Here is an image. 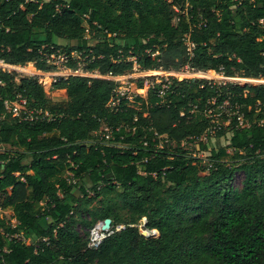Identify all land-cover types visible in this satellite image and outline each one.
Listing matches in <instances>:
<instances>
[{
    "label": "trees",
    "instance_id": "1",
    "mask_svg": "<svg viewBox=\"0 0 264 264\" xmlns=\"http://www.w3.org/2000/svg\"><path fill=\"white\" fill-rule=\"evenodd\" d=\"M57 49L101 75L127 74L134 56L144 68L264 77V0H0V58L49 72L43 52ZM49 79L0 68V144L11 147L0 150V264H264L263 85L174 78L165 100L138 97L140 110L110 107L113 79ZM213 97L248 125L235 115L200 139ZM106 218L126 227L88 247ZM144 223L157 234L143 236Z\"/></svg>",
    "mask_w": 264,
    "mask_h": 264
},
{
    "label": "built area",
    "instance_id": "2",
    "mask_svg": "<svg viewBox=\"0 0 264 264\" xmlns=\"http://www.w3.org/2000/svg\"><path fill=\"white\" fill-rule=\"evenodd\" d=\"M186 44H187L188 52L192 56L195 44L191 41L189 34L186 35ZM43 57L45 58L48 64L54 66V69L49 72H43L36 69L37 73L34 75L44 76V74L45 75L49 74V76L52 77L53 82H56L60 77H68L70 75H77V74L113 79L116 82V86L113 90L111 100L109 101V105L112 108H118L122 100H125L128 105L136 107L134 103L136 101L137 102L139 101L137 99L138 97H142L145 103L148 105L150 93H154L158 98L165 100L171 93L174 92L173 89L174 78H178L182 80V79H189V78L205 75L206 76L205 78L219 85H226L228 83L229 84L254 83L264 86V77H259L255 79L246 78L239 73L228 75L226 73L224 66H220L216 70H209V71L196 70L194 68H191L189 64L182 66L180 69H172V68L165 69L163 68L162 65L156 68L155 67L144 68L138 62L136 57L129 56L128 59L132 60L133 62L132 69L127 74L119 77V76H115L113 72H109L106 75H101L98 70H94L92 72L85 71L83 66L84 65L83 60L86 57H82V54L79 52L69 54L67 52L57 49L50 52L48 51L43 52ZM72 58L78 59L76 68H72L70 66V62ZM14 67H26V66H20L11 62H7L4 59L0 58V68H5L9 72H12L14 71ZM208 75H210V78ZM140 78L143 79V83L141 86L139 85ZM135 81L136 84L138 82V86H140L141 88H143L144 85L143 94L138 93L136 91L137 86H134ZM208 103L205 108V115L208 118H210L211 125L207 130V132L203 133L200 139L206 140L208 138V135L211 134L213 135L217 129L221 128L222 126L226 127L227 125H224L225 121L231 119L235 115L237 116L236 118L238 120L239 127H244L248 125V122L244 118L243 114H241L237 110L236 106L232 104L229 105V101L225 100L223 103L218 104V100L215 97H213L212 99L208 100ZM6 108L8 111H12L14 114H19L20 112L18 106L13 105L8 101H6ZM191 111L194 112V108ZM225 114H227L228 118L224 117ZM260 122H264V118ZM105 129L106 131L108 130V128L106 127ZM109 135H110L109 133L106 134L107 138L109 137ZM102 226H103L102 222H97L95 225H93L90 228L88 234V247L93 249L98 248L102 244L104 239L126 227V225L123 223H119V224L111 223V225L106 229H103ZM142 231H145L147 234H151V233L154 235L157 234L156 230L147 228L145 226V223L140 225V232Z\"/></svg>",
    "mask_w": 264,
    "mask_h": 264
},
{
    "label": "rangeland",
    "instance_id": "3",
    "mask_svg": "<svg viewBox=\"0 0 264 264\" xmlns=\"http://www.w3.org/2000/svg\"><path fill=\"white\" fill-rule=\"evenodd\" d=\"M84 25L86 27H88L87 23H84ZM56 42H58L59 44H67V43H73V41H68L66 39H62V38H56ZM14 71L16 72V79L19 80L22 76H26V75H34L37 73V70L34 69V68H31L30 66H26V67H14ZM44 76L46 77V82H50V76L49 74H44ZM209 78H210V75H208ZM201 77H206L205 75H202ZM134 86H137L136 88V91L138 93H141L143 94V90H144V85H143V88H141L140 86H138V82L136 84V81L134 82ZM48 96L51 97L53 100H58V101H63V100H66L67 99V93H66V90L65 89H55L53 88L52 86H49V89H48ZM134 105L138 108V109H142L143 106H142V101H136L134 103ZM226 120V119H225ZM230 120L231 119H228L225 121L224 125H228L230 123ZM106 130V129H104ZM227 135L230 136V131H227ZM216 140L214 139L213 143H215ZM227 143V140L226 139H223V140H220V145L222 144H226ZM185 144H187L188 147L190 148H194L193 147V143H187L185 142ZM11 147L9 145H1L0 144V150H5V149H10ZM210 154L209 152H201L200 153V156H203V157H208ZM206 162V160H205ZM244 178V175L242 172H237L235 177H234V180H233V184L234 186L236 187H241L242 186V180ZM2 201V197L0 196V202ZM1 211V210H0ZM98 222H102L104 223V220H99ZM81 231H83L81 229ZM30 240H28L29 242Z\"/></svg>",
    "mask_w": 264,
    "mask_h": 264
},
{
    "label": "water",
    "instance_id": "4",
    "mask_svg": "<svg viewBox=\"0 0 264 264\" xmlns=\"http://www.w3.org/2000/svg\"><path fill=\"white\" fill-rule=\"evenodd\" d=\"M111 223H112V219L111 218H106L105 220H104V223H103V229H106V228H108L110 225H111ZM151 232V231H150ZM141 234L143 235V236H147V237H149V236H152V235H154V234H147L145 231H142L141 232Z\"/></svg>",
    "mask_w": 264,
    "mask_h": 264
},
{
    "label": "crops",
    "instance_id": "5",
    "mask_svg": "<svg viewBox=\"0 0 264 264\" xmlns=\"http://www.w3.org/2000/svg\"><path fill=\"white\" fill-rule=\"evenodd\" d=\"M30 240V239H29ZM31 242V240L28 242V243H30Z\"/></svg>",
    "mask_w": 264,
    "mask_h": 264
}]
</instances>
